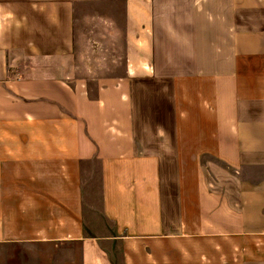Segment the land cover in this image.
<instances>
[{"label": "crops", "instance_id": "crops-1", "mask_svg": "<svg viewBox=\"0 0 264 264\" xmlns=\"http://www.w3.org/2000/svg\"><path fill=\"white\" fill-rule=\"evenodd\" d=\"M0 264H264V0H0Z\"/></svg>", "mask_w": 264, "mask_h": 264}]
</instances>
